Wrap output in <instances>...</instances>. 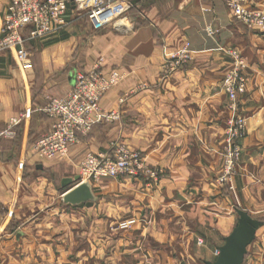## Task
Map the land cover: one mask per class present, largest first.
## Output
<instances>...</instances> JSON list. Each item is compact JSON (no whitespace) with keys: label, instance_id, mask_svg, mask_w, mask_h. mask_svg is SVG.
<instances>
[{"label":"crops","instance_id":"1","mask_svg":"<svg viewBox=\"0 0 264 264\" xmlns=\"http://www.w3.org/2000/svg\"><path fill=\"white\" fill-rule=\"evenodd\" d=\"M10 1L0 0V39ZM129 1L128 15L134 22L130 33L121 34L111 26L95 31L85 16L69 8L63 28L27 42L30 66L19 62L16 50L0 52V119L31 110L29 118H21L16 133L21 136L20 161L25 156L35 160L29 168L35 176L30 185L4 186L3 174L10 173V179L16 165L6 162L7 144L0 139V210H15L11 225L18 224L15 236L8 228L10 219L0 218V264L11 259L13 264H53L54 256L86 255L85 236L54 235L52 230H40L53 226L52 221L23 217L46 211L43 207L50 204L48 213L70 205L63 202V195L81 181L82 159L89 153H108L118 140L165 171L159 182L149 185L131 177L91 182L97 199L93 206L81 205L96 215H110L104 223L95 221L101 227L119 218V201L111 198L121 192L129 197L122 217L135 218L137 224L131 236L121 240L126 245L122 254L154 258L162 264L171 256L211 261L217 250V259L219 247L239 220L238 210H243L260 223L245 264H264V32L237 21L223 0ZM247 6L264 9V0H248ZM187 42L192 59L165 75V58ZM233 48L248 62L247 90L240 97L247 132L238 173L231 186H221L216 178L222 171L232 117L223 80L232 66ZM98 62L106 72L124 73L119 85L101 100L104 111H117L120 118L97 124L67 156L39 158L35 145L54 121L43 112L44 106L53 97L69 94L74 70L89 71ZM23 170L24 166L18 168ZM144 208L157 218L141 217ZM62 221L66 226L76 223ZM196 239L202 243L195 244ZM96 240L114 243L102 236ZM118 248L115 255L120 257Z\"/></svg>","mask_w":264,"mask_h":264},{"label":"built area","instance_id":"2","mask_svg":"<svg viewBox=\"0 0 264 264\" xmlns=\"http://www.w3.org/2000/svg\"><path fill=\"white\" fill-rule=\"evenodd\" d=\"M223 1L237 21L264 32V9L247 7L248 0ZM69 8L85 16L95 31L111 26L119 33L127 34L134 29V22L128 15L131 9L129 0H11L1 29L0 51L16 50L19 62L30 66L27 42L63 28L67 24ZM229 54L232 66L224 77L223 89L229 97L232 117L225 138L222 171L217 177L222 186H231L238 173L242 141L247 132V117L241 110L240 97L247 90L248 62L237 48L231 49ZM191 59V44L187 42L165 58V75L184 68ZM123 78L124 73L120 70L106 72L101 62L89 71L77 72L69 94L51 98L43 108V112L54 121L51 131L37 141L36 155L44 159L67 156L72 146L89 136L97 124L119 119V112H107L101 108V100ZM30 115L31 110H27L24 116H14L0 136L15 135L14 127L22 117L29 118ZM164 173L162 168L148 164L140 151L119 140L111 143L108 153H89L80 163L81 182L131 177L153 184L160 181Z\"/></svg>","mask_w":264,"mask_h":264},{"label":"rangeland","instance_id":"3","mask_svg":"<svg viewBox=\"0 0 264 264\" xmlns=\"http://www.w3.org/2000/svg\"><path fill=\"white\" fill-rule=\"evenodd\" d=\"M248 7V6H247ZM76 12V11H75ZM77 14H80L77 12ZM11 49H4L1 50L0 52H6L10 51ZM78 68V67H77ZM69 69V66L64 67L62 69V73L65 74ZM77 72H81L80 68L77 70H74L72 76L74 77ZM230 105V104H229ZM230 109V107H229ZM19 116V115H17ZM12 117H8L5 120L0 119V128H3L0 132L5 131L8 127V125L11 123ZM20 123V122H19ZM18 123V124H19ZM18 125L14 127V130H17ZM17 132V131H16ZM5 139L4 144H7V156L8 158L6 162L8 164L15 163L16 167L14 168V172L11 174L12 177L9 179L10 173H4L3 177L1 178L2 184L4 186H7L8 184H11L12 186H21V185H30L29 182L33 181L35 178L34 173L30 174L29 173V168H33L35 164V160L32 161L28 159L25 156V159L23 161H20L18 158V151L21 149V136L20 134L16 133L12 137L8 136H0V139ZM226 138V137H225ZM122 141V140H119ZM124 142V141H122ZM125 143V142H124ZM5 147V148H6ZM28 149V148H27ZM28 151V150H27ZM10 158V159H9ZM40 158V157H39ZM21 162H23L24 170L21 173V171H18V168L21 166ZM38 163V162H37ZM17 168V169H16ZM22 168V167H21ZM34 172V171H33ZM6 175V176H5ZM6 177V178H5ZM8 177V178H7ZM161 180V179H160ZM217 181V178H216ZM100 182V181H99ZM97 182V183H99ZM103 182V181H101ZM159 182V181H158ZM24 183V184H23ZM147 183V182H146ZM156 183V182H155ZM154 183V184H155ZM92 184V183H91ZM148 184V183H147ZM219 184V183H218ZM149 185V184H148ZM222 186V185H221ZM2 197H0V204H3L1 202ZM110 198V197H109ZM118 199V215L119 218L109 225L104 227H101L97 222V220L101 219L103 220V223L110 217L108 214H95L92 210H89L86 208L85 205H81V207H77L75 205H63L62 208L59 211H56L54 213H48L47 211L49 210L50 205H47L43 207L45 210H41L38 212H35L34 214H27L23 217V219H41L43 218L44 220L47 221H52L53 226L51 227H40V230H52L54 235L58 234H76L78 236H85V247L87 249L86 255H78L76 252L75 253H70V258H57V256L53 257V264H161V260L159 261L158 259L154 258H139L136 259L134 258L133 255L127 256L125 253V248L126 245L124 242H121V240L126 241L129 236H131V233L134 229L135 224H137V220L135 218H123L122 215L126 212V206L127 204H130L129 197L125 193H120L117 196H113L111 199ZM59 200V198H58ZM58 200H56L58 202ZM126 201L127 204H126ZM59 203V202H58ZM53 208V207H51ZM151 208V207H149ZM149 208H144L143 209V216H148L151 218H157V215L152 214L151 212L147 211ZM6 211V212H5ZM7 213V214H6ZM159 213V212H158ZM14 214V215H13ZM24 214V212H23ZM153 215V216H150ZM156 214V212H155ZM163 214L167 217L166 219L170 218L171 216L170 212L165 211ZM9 215V216H8ZM32 215V216H31ZM8 217L10 219V225L12 224V221L17 217V214L15 213V210L8 208L6 210H0V218H5ZM62 220H69V221H75V226H66L65 223H63ZM171 222V221H169ZM72 224V222H71ZM17 226L16 225H11L8 228L13 230V233L15 236L17 234ZM38 228H35L37 230ZM37 232V231H36ZM102 236L106 237L107 239L112 238L114 243L113 245L108 244V240H95V237ZM196 238V237H195ZM199 239V238H198ZM196 239L195 244H201L200 240ZM202 241V240H201ZM118 242V243H116ZM199 244V245H200ZM205 244V243H203ZM111 245V246H110ZM117 245H119L117 247ZM20 246L15 245V249L19 250ZM117 248L121 252V256L117 257L115 255V251H117ZM218 254V251L216 250V255L214 256L213 260H216V256ZM14 260L11 259L9 264H13ZM16 261V260H15ZM206 264V260L204 258H195V259H187V258H178V257H167L165 259V262L162 264ZM245 264V261L244 263Z\"/></svg>","mask_w":264,"mask_h":264},{"label":"water","instance_id":"4","mask_svg":"<svg viewBox=\"0 0 264 264\" xmlns=\"http://www.w3.org/2000/svg\"><path fill=\"white\" fill-rule=\"evenodd\" d=\"M78 179L80 180V177ZM96 199L90 181H80L63 195L64 203L75 206L83 203L87 206H93ZM238 213L239 220L231 234L225 238L224 245L219 247V255L216 261H206V264L244 263L248 246L254 241L260 223L253 219L246 211L238 210Z\"/></svg>","mask_w":264,"mask_h":264}]
</instances>
